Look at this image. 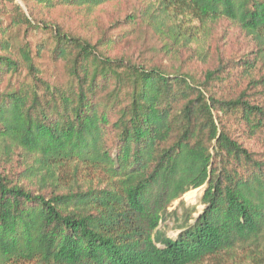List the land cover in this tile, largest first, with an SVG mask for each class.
I'll list each match as a JSON object with an SVG mask.
<instances>
[{
  "label": "trees",
  "instance_id": "1",
  "mask_svg": "<svg viewBox=\"0 0 264 264\" xmlns=\"http://www.w3.org/2000/svg\"><path fill=\"white\" fill-rule=\"evenodd\" d=\"M20 1L0 0V264H264V0ZM143 25L171 65L141 58Z\"/></svg>",
  "mask_w": 264,
  "mask_h": 264
},
{
  "label": "rangeland",
  "instance_id": "2",
  "mask_svg": "<svg viewBox=\"0 0 264 264\" xmlns=\"http://www.w3.org/2000/svg\"><path fill=\"white\" fill-rule=\"evenodd\" d=\"M140 0H124L122 2L123 8L121 9L122 14L130 12L134 5L138 6ZM17 3H20V5L27 11V8L25 7L24 3L20 0H17ZM110 7V6H109ZM115 15V13L113 14ZM99 16V14H98ZM105 17V14H101L102 18ZM60 18V16H59ZM61 20V18H60ZM67 25V21H64ZM130 25L128 23H124L121 26H118L114 30V34H118L120 32H123L124 30H129ZM224 30V34L227 35L231 33L230 39H229V46L234 52H240L244 47V34L235 29L233 26H231L228 22L224 23L222 26ZM137 33L135 36L136 43L139 46V53L142 56L141 58H145L147 60H153L155 63L163 64V65H171L168 64L170 62L168 57H165L161 52L158 51L159 42L156 41L155 37L153 36V32L150 28H147L146 26H139L136 28ZM32 32V31H31ZM39 35V33L35 32L32 35L33 42L36 43L39 38H36ZM23 37V36H21ZM155 45V46H154ZM154 46V47H153ZM36 62L39 63V65L42 68H46L48 75L53 76L56 78L59 82H64L66 80V74L64 70V66L61 62H52V59H50L49 55L45 51L42 56L36 58ZM258 146H262V143L258 144ZM204 186L195 190H192L184 195L183 199L186 201L187 205L192 206L196 205L203 193ZM179 201L174 203V207L177 206ZM203 205H198V211L201 212L203 209ZM196 213L195 215H197ZM166 230L169 236H176V230L173 228V222L169 221L166 224ZM204 264H214L213 260H208Z\"/></svg>",
  "mask_w": 264,
  "mask_h": 264
}]
</instances>
